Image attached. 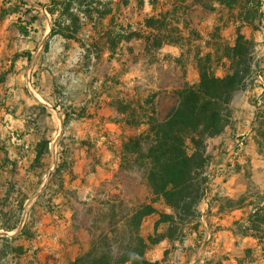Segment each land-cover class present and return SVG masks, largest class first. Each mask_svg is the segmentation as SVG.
Returning <instances> with one entry per match:
<instances>
[{"label":"rangeland","instance_id":"rangeland-1","mask_svg":"<svg viewBox=\"0 0 264 264\" xmlns=\"http://www.w3.org/2000/svg\"><path fill=\"white\" fill-rule=\"evenodd\" d=\"M25 1L42 11L47 19H43L41 26L35 27L39 34L32 31L33 38L28 40L17 28L19 25L26 27L24 21L28 20L25 18L21 23L18 16L6 15L2 10L3 5L7 2L9 7L13 0H0V81H4L3 88L7 87L9 92L16 88L33 98L41 92V82L37 77L40 71L27 77L23 75L29 66L27 59L21 60L13 68L10 60L14 57L15 49L23 51L21 53H32L33 49L27 48L29 42L33 40L37 43L36 37L40 36L41 40L46 32L51 36L53 18L40 3L51 5L53 0ZM90 1L93 0H76L73 9L80 5L82 9H87ZM114 1L115 6L121 4V0ZM250 1L160 0L158 11L154 12L148 3L140 7L138 0H133L130 6H121V11L105 18L93 14L91 17H95L97 25L89 22L79 40L71 42L62 60L64 79L58 84L61 95L77 99L83 97L77 93L80 89L82 91V86L85 85L88 90L97 87L104 97L110 98V102L118 95L135 100V106L145 100L152 101L161 118H166L177 104L178 92L186 83H199L202 73L215 74L221 78L225 75V67L229 65V48L235 46L238 33L241 32L254 44V74L225 108V128L208 140L209 182L201 206V231H206V235L201 238L200 234L194 233L185 244L166 239L153 246L152 249L157 246L168 247L159 261L161 264H264V244L260 245L252 237L235 238L228 230L234 221L244 216L243 211L229 212L223 208L226 199L238 200L250 189L264 192V0H260L257 17L251 10ZM154 15L165 24L157 25L160 33L156 32V28H150V20ZM60 16L61 13L57 11L54 20L59 21ZM122 27L127 29L132 39L123 42L113 54H109L110 30L113 29L116 35ZM94 36L98 37L97 41L92 42L95 45L91 43V47L83 48L82 44L90 43ZM155 39L166 45L177 46L180 54L164 56L161 49L156 47ZM168 41L173 43L168 44ZM47 43L51 44V48H61L63 45L56 37ZM40 58L46 63L48 59L58 60L50 48L47 51L44 49ZM86 108L78 111L79 108L73 104L66 108L65 128L56 140L57 148L65 150L62 155L54 157L55 164L62 163L63 169L52 178L50 187L42 189L41 193L44 196L43 203L49 199L64 203V208L56 206L54 211L74 212L76 238L90 244L100 227L96 222L99 201L107 200L108 195L121 193L126 199L146 203L150 201L151 193L139 174L122 169L124 142L136 135L137 131L117 124L115 120L122 119V115L110 106L104 107L103 120L96 127L97 135L99 132L103 134L100 141L97 139L94 145L92 140H81L77 137L78 127L81 126H77L74 119L75 115L93 112ZM39 112L47 116L46 112L32 110L30 106L26 108L27 114L33 113L36 116ZM166 136L170 140L181 141L174 131H167ZM84 145L89 147L88 154L77 155V148ZM83 160L84 166L90 170H97L99 165L112 164L110 180L90 186L86 179H82L73 187H70L71 183L67 186L70 180H74V168L80 167ZM10 188L5 194L17 195V191L12 192ZM155 206L160 211L171 213L162 203ZM11 207V204L5 207L6 211H10ZM4 218L2 221L6 226H12L15 222ZM168 227L160 214H153L145 220L142 235L149 239L156 232L168 234ZM35 238L28 239L3 232L0 235V264H35L36 251L32 248ZM196 239L199 240L196 242ZM166 241L168 246H163Z\"/></svg>","mask_w":264,"mask_h":264},{"label":"trees","instance_id":"trees-1","mask_svg":"<svg viewBox=\"0 0 264 264\" xmlns=\"http://www.w3.org/2000/svg\"><path fill=\"white\" fill-rule=\"evenodd\" d=\"M75 1L53 0L51 5L40 3L53 17L57 11L61 13L60 20H54L53 36L61 35L70 40H78L89 22L97 25L95 17H91L93 14L105 18L121 11V6H130L133 0H121V4L116 6L114 0H106L105 3L104 0H93L87 9H82L81 5L73 9ZM138 2L140 7L148 3L157 12L160 0ZM250 3L251 10L257 17L260 0H252ZM2 10L8 16H18L21 23L25 18L28 20L24 21L26 27L17 26L18 31L26 37L31 36L41 20L40 11L25 0H13L9 7L5 2ZM150 21V28H156V32L160 33L157 25H165L163 21L156 15ZM108 38L112 54L120 44L132 39L124 27L116 35L113 29L110 30ZM155 43L160 49L166 45L159 39H155ZM83 47H91V44L84 43ZM254 50L253 42L248 41L241 32L238 33L235 46L229 48V65L225 67V75L221 78L215 74L202 73L199 83H186L178 92L177 104L166 118H161L152 101L145 100L135 106V100L124 96L118 95L112 99L110 106L122 115V119H116L115 122L137 131L136 135L124 142L122 169L139 174L150 190L151 198L149 202L140 203L138 200L126 199L120 193L108 195L107 200L99 201L96 212V222L100 226L97 228L98 233H94L90 249L81 254L73 264H161L148 257L153 246L166 239L185 244L194 233L200 234L201 238L206 235V231H201V206L206 198L209 182L208 140L225 128V108L246 80L254 74ZM27 54L31 60L32 55ZM167 131L176 132L181 141L170 140L166 136ZM51 142L47 131L43 132L34 166L41 165L43 154L49 150ZM62 169L63 165L60 163L54 177ZM160 203L170 209L171 213L156 208L155 205ZM223 206L229 212L241 210L244 213L228 229L235 238L252 237L260 245L264 244V192L250 189L238 200L226 199ZM23 210L24 204L20 203L12 212L3 211L0 214V230L16 228L19 218L13 219L15 222L12 226H6L2 218H15ZM153 214H160L169 225L168 234L156 232L155 236L146 239L142 235V227L145 220ZM22 235L28 239L35 236L25 229Z\"/></svg>","mask_w":264,"mask_h":264},{"label":"crops","instance_id":"crops-1","mask_svg":"<svg viewBox=\"0 0 264 264\" xmlns=\"http://www.w3.org/2000/svg\"><path fill=\"white\" fill-rule=\"evenodd\" d=\"M40 14L41 20L37 26H41L43 19H47L42 11H40ZM51 18H53L54 28V17L51 15ZM53 28L51 29V36L46 32L41 40L40 36L36 37L37 43L33 40L29 42L30 45L27 48H32V53H21L23 51L19 52L18 49H15L14 57L10 60V65L13 68L17 67L21 60L23 61L26 58L29 66H27V71L24 70L23 75L27 77L40 71L37 77L39 76L41 82V92L37 93V97L26 96L20 92V89L16 88L11 89L9 92L7 87L3 88L4 81L0 83V214L3 211L5 213L12 212V210L17 209L18 204H24L22 213L17 214L15 218H11H19L20 221L17 227L9 231H0H2L1 233L5 232L7 235L21 237H24L22 235L24 229L31 231L36 237L32 241V248L36 251L35 264H73L81 254L89 250L90 244L76 238L74 212L72 210L54 211L56 206L64 208V203L56 201V199H49L48 202L43 203L44 196L41 191L42 189H48L52 184V178L58 167L55 164L54 157L57 154L62 155L65 150L64 148H57L56 140L65 128L66 108L73 104L79 108L78 111L85 110L86 107L93 110L91 114L84 112L75 115L74 123L81 126L78 127L77 137L81 140H92L95 145L97 139L100 141V138L103 137L100 132L97 135L96 127L103 120L104 110H106L104 107L110 108V98L104 97V94L97 87L88 90L85 85L82 86V91L80 89L77 92L80 95L82 94L83 97L81 98L75 99L61 95L58 84L62 83L64 79V63L62 60L67 54L71 42H77L79 39L70 40L61 35L53 36ZM35 32V34L38 33L36 30ZM55 37L63 44L61 48L57 46L51 48V44L47 43ZM26 38L29 40L33 37ZM97 40L98 37L94 36L88 44ZM49 48L52 50V55H55L58 60L51 61L48 59L46 63L40 56L43 54L44 49L47 51ZM160 52L164 56L170 54L178 56L180 49L177 46L164 45ZM27 53L34 55L31 60L25 55ZM109 54H112L110 48ZM22 67L23 65L20 68ZM27 106H30L32 110L38 109L46 112L47 116L44 113L40 114V112L36 116L32 115L33 113L27 114ZM44 117H46V120H43ZM45 131L51 137L52 142L49 150L43 154L41 165L36 167L34 164L39 154L38 145L41 141V135ZM76 151L77 155L85 156L88 154L89 147L84 145L77 148ZM84 160L80 167L74 168V180H70L67 186L71 183L70 187H73L77 182H82V179H86L90 186L99 185L110 180L113 173L110 171L112 164L108 166L99 165L97 170H90L84 166ZM106 168H109V170ZM88 184L86 183V186ZM9 188L10 190H16L17 195L5 194ZM10 204L12 205L10 211H6L5 207H9ZM40 205L45 206L40 207ZM162 245L168 246L167 241L163 242ZM167 248L154 247L148 254L150 260L153 262L162 260L163 253Z\"/></svg>","mask_w":264,"mask_h":264},{"label":"water","instance_id":"water-1","mask_svg":"<svg viewBox=\"0 0 264 264\" xmlns=\"http://www.w3.org/2000/svg\"><path fill=\"white\" fill-rule=\"evenodd\" d=\"M0 235H2V233H0Z\"/></svg>","mask_w":264,"mask_h":264},{"label":"built area","instance_id":"built-area-1","mask_svg":"<svg viewBox=\"0 0 264 264\" xmlns=\"http://www.w3.org/2000/svg\"><path fill=\"white\" fill-rule=\"evenodd\" d=\"M205 201V200H204Z\"/></svg>","mask_w":264,"mask_h":264}]
</instances>
